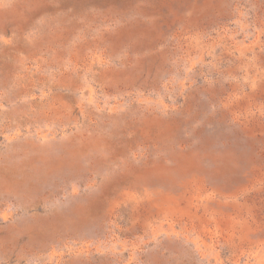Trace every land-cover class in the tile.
Here are the masks:
<instances>
[{
  "label": "rangeland",
  "instance_id": "rangeland-1",
  "mask_svg": "<svg viewBox=\"0 0 264 264\" xmlns=\"http://www.w3.org/2000/svg\"><path fill=\"white\" fill-rule=\"evenodd\" d=\"M0 264H264V0H0Z\"/></svg>",
  "mask_w": 264,
  "mask_h": 264
}]
</instances>
